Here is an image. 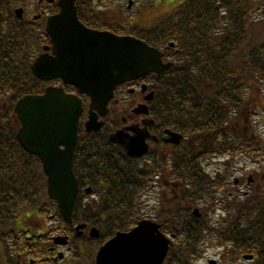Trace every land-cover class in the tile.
Listing matches in <instances>:
<instances>
[{
	"label": "trees",
	"instance_id": "16d2710c",
	"mask_svg": "<svg viewBox=\"0 0 264 264\" xmlns=\"http://www.w3.org/2000/svg\"><path fill=\"white\" fill-rule=\"evenodd\" d=\"M204 12L207 19L203 18ZM261 12L264 0H199L197 11L182 13L175 20L166 19L163 27H157L158 37H147V41L161 43L176 41L178 48L175 66L152 80L156 93L153 113L166 126L198 138L183 146L168 168L156 158L144 167L130 162L116 167L105 161L109 157L104 150L97 151L102 170L90 183L101 194L100 200L94 215L84 213L81 206L75 219H85L101 229V240L130 230L141 220V198L159 176V183L167 192L161 198L155 220L165 233L183 231L182 240L171 250L165 264H193L197 259L200 243L211 228L205 224V217H194L193 209L208 191V201L217 200L210 192L216 182L202 174L198 157L237 153L253 159L264 156V139L257 135L251 120L262 106L264 92V19L256 17ZM11 43L10 36L0 42V61L9 48L13 58L24 57L23 50H15L20 45ZM29 73L25 57L16 64L10 57L6 67H0V97L10 94L3 100L7 111L22 95L39 90V82ZM12 119L10 115L6 120L8 128L0 132L3 242L19 234L18 216L25 209L36 210L50 204L42 167L19 147ZM177 184L182 186L174 190ZM262 198L259 194L243 200L226 198L232 211L226 226L216 231L221 242L236 245L233 257L255 251L258 256L253 264H264ZM94 246H83L86 251L78 249L77 257L75 251L71 264H94ZM4 248L6 264H28L25 256L12 258L7 246ZM234 262L232 258L231 264Z\"/></svg>",
	"mask_w": 264,
	"mask_h": 264
},
{
	"label": "water",
	"instance_id": "95a60500",
	"mask_svg": "<svg viewBox=\"0 0 264 264\" xmlns=\"http://www.w3.org/2000/svg\"><path fill=\"white\" fill-rule=\"evenodd\" d=\"M70 13L65 11L59 18L64 22H75V12L73 15ZM81 37L83 41L80 44L84 48L80 54L81 65L88 82L78 85L91 95L92 107L97 110L107 107L115 88L121 83L149 73L160 74L171 66L162 63V54L157 49L133 38L107 41L101 34L92 32L82 33ZM57 49L61 52L58 46ZM63 51L65 53V49ZM70 51H73L72 61L76 63V49ZM43 66L44 62L39 61L33 71L45 79ZM61 69L63 71V65ZM16 112L23 125L19 132L20 142L25 150L45 160L50 197L59 203L65 220L71 222L78 193L72 160L80 104L73 96L49 89L44 96H29L21 100ZM173 136L181 139L177 134ZM112 141L124 144L118 136L112 137ZM60 146L66 149L61 150ZM159 229L154 223L142 222L130 233H119L101 248L97 264H163L170 241ZM92 235L98 236V231L92 230Z\"/></svg>",
	"mask_w": 264,
	"mask_h": 264
},
{
	"label": "flooded vegetation",
	"instance_id": "af4514ba",
	"mask_svg": "<svg viewBox=\"0 0 264 264\" xmlns=\"http://www.w3.org/2000/svg\"><path fill=\"white\" fill-rule=\"evenodd\" d=\"M61 0H40L39 2V11L34 13L32 16L36 17V20H44L53 15H56L60 12L59 2ZM183 0L182 2H184ZM180 0H76V11L79 20L88 28L95 31L100 32H108L112 35L116 36H137L142 30V24L146 20V16L155 10H159L164 8L167 5H173L176 7ZM181 2V3H182ZM1 7V6H0ZM3 9H10L12 4H5L2 6ZM42 9V11H40ZM30 15V13H27ZM46 34V32H44ZM48 44V42H47ZM170 50H166V60L170 59ZM145 81H136L127 83L118 89L120 94L115 96V99L112 101L110 105V113L103 119L105 122L104 129L102 133L107 136L110 133L124 127L127 125L140 124L143 126L142 122L145 115H129V118H121L120 124V116L116 115L117 107L123 106V102L128 100V98H123V93L127 94L130 101H126V107L129 109H133L140 104H146L150 108L149 102L146 98L151 92L149 88H146V91L143 92L142 88H144ZM76 95L78 92L76 91ZM80 96V95H78ZM84 97V96H80ZM118 97V98H117ZM131 109V110H132ZM87 113L84 112V121H87L86 118ZM114 118V119H113ZM150 118H153L150 116ZM111 123V125L109 124ZM150 134L152 137H156L158 139L157 144H161L163 142L166 145H169L173 148V145L169 143H165L164 140L168 138L165 133V129H161L157 122L149 128ZM86 129L83 125L81 126L80 133L81 137L86 135ZM155 142L153 139H148V144L152 146ZM170 147V148H171ZM160 151H164V148H160ZM171 153L170 151L168 152ZM239 186V182L236 183ZM53 252L54 248H49Z\"/></svg>",
	"mask_w": 264,
	"mask_h": 264
},
{
	"label": "rangeland",
	"instance_id": "374dc122",
	"mask_svg": "<svg viewBox=\"0 0 264 264\" xmlns=\"http://www.w3.org/2000/svg\"><path fill=\"white\" fill-rule=\"evenodd\" d=\"M35 12V11H34ZM255 123L257 124V126L259 127V129L261 130V132H264V109L260 112V115L256 116L253 118ZM240 168H241V173L242 174H247L250 170H251V166H243V165H240ZM249 177V176H248ZM245 187H246V184H245ZM243 192H247L248 189H244L243 188ZM157 191V194L155 192H153L151 196L148 197V203L146 204L147 205V208H146V211H145V214L146 216L150 215L152 212V208L156 205V202H157V197H158V190ZM243 194V193H241ZM44 220H40V221H37L35 220L33 222V224H39V227H44L47 225V221L45 220V218H43ZM50 225V224H49ZM62 251H64L66 253V255H68L69 253L67 252V250H64L62 249ZM217 250L216 249H210L208 255L210 258L214 259L216 258L217 256ZM69 258V255L66 257L65 259V262H67V259Z\"/></svg>",
	"mask_w": 264,
	"mask_h": 264
}]
</instances>
